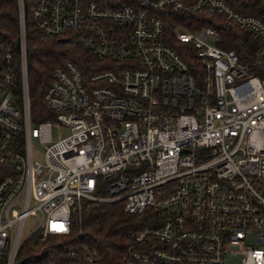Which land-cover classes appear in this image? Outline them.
I'll return each instance as SVG.
<instances>
[{"label":"built area","instance_id":"obj_1","mask_svg":"<svg viewBox=\"0 0 264 264\" xmlns=\"http://www.w3.org/2000/svg\"><path fill=\"white\" fill-rule=\"evenodd\" d=\"M17 5L19 61L0 40V261L17 264L33 232L69 233L89 199L144 216L124 264H228L231 254L264 264V5L260 14L227 0ZM164 9L222 16L247 31L252 57L242 62L219 44L218 29H187L200 23L183 19L172 31L192 45L198 83L163 40ZM27 18L41 40L86 55L83 70L72 60L55 66L43 93L54 116L39 122L30 114ZM54 125L66 132L53 140ZM66 255L63 264H100L90 252Z\"/></svg>","mask_w":264,"mask_h":264},{"label":"trees","instance_id":"obj_2","mask_svg":"<svg viewBox=\"0 0 264 264\" xmlns=\"http://www.w3.org/2000/svg\"><path fill=\"white\" fill-rule=\"evenodd\" d=\"M227 1L242 13L260 14V9L264 5V1L261 5H257L254 0L246 4L239 0ZM161 11L164 42L174 47L182 58L189 62L198 83H201L203 76L201 63L195 58L192 45L177 40L172 31V27L177 23H183V19H194L200 23L195 26L187 25V29L202 25H211L218 29L221 37L219 44L226 49L234 48L242 62H248L253 55L256 44L250 41L247 31L236 28L222 16L177 13L170 9ZM26 22L25 50L30 114L32 121L39 122L53 119L54 116L44 102L43 93L51 81L55 66L63 61L72 60L83 70L85 68L83 57L86 55L80 48L66 45L57 39L41 40L39 35L32 31L28 18ZM18 27L17 0H0V40L10 45L16 61H19L20 56ZM144 221V216L124 211L121 201L98 202L86 199L76 213L69 233L48 234L42 237L41 232L37 231L27 235L20 245L17 264H46L49 261L63 264L70 260L66 255L67 250L73 248L94 254L100 264H124L131 233ZM0 264L4 262L0 261Z\"/></svg>","mask_w":264,"mask_h":264},{"label":"rangeland","instance_id":"obj_3","mask_svg":"<svg viewBox=\"0 0 264 264\" xmlns=\"http://www.w3.org/2000/svg\"><path fill=\"white\" fill-rule=\"evenodd\" d=\"M66 132V129L65 128H57L55 125L53 127V130H52V138L53 140L55 138H57L58 135H64ZM35 150V155L38 157V158H42V155L39 151V148L35 146L34 148ZM30 228H26L24 229V231L27 233V231H29ZM242 260H241V256L238 255V254H231V255H227L226 257V263L228 264H241Z\"/></svg>","mask_w":264,"mask_h":264},{"label":"water","instance_id":"obj_4","mask_svg":"<svg viewBox=\"0 0 264 264\" xmlns=\"http://www.w3.org/2000/svg\"><path fill=\"white\" fill-rule=\"evenodd\" d=\"M61 41V40H60Z\"/></svg>","mask_w":264,"mask_h":264}]
</instances>
